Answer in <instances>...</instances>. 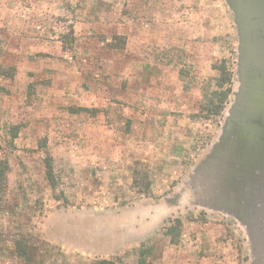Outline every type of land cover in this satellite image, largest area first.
I'll use <instances>...</instances> for the list:
<instances>
[{"label":"rangeland","instance_id":"374dc122","mask_svg":"<svg viewBox=\"0 0 264 264\" xmlns=\"http://www.w3.org/2000/svg\"><path fill=\"white\" fill-rule=\"evenodd\" d=\"M238 44L226 0H0V264H136L142 245L150 264H264V217L243 218L224 152ZM222 60L232 93L215 123ZM135 162L151 198L129 189Z\"/></svg>","mask_w":264,"mask_h":264},{"label":"water","instance_id":"95a60500","mask_svg":"<svg viewBox=\"0 0 264 264\" xmlns=\"http://www.w3.org/2000/svg\"><path fill=\"white\" fill-rule=\"evenodd\" d=\"M226 2L237 25L239 59L234 101L222 126L224 135L234 138L225 141L224 152L236 156V195L252 225L264 217V0Z\"/></svg>","mask_w":264,"mask_h":264},{"label":"trees","instance_id":"16d2710c","mask_svg":"<svg viewBox=\"0 0 264 264\" xmlns=\"http://www.w3.org/2000/svg\"><path fill=\"white\" fill-rule=\"evenodd\" d=\"M218 74V81L215 83L217 90L213 91L214 98L209 100V106L205 109L209 115L204 116L205 120L215 119L218 123V119L228 103L229 97L232 93V66H228L226 61L222 60L219 64L212 67ZM7 72L0 71V75L6 76ZM84 110V109H78ZM40 149L44 154L43 167L44 178L47 185L51 189L57 187V179L54 174L52 157L46 151L45 143H40ZM9 170L6 160L0 159V203L3 200L6 188H7V172ZM131 185L130 191L137 197H152V181L150 179L147 167H144L142 163L135 162L131 171ZM182 222L180 219H175L170 222L169 226L164 229V236L169 239V243L177 245L181 235ZM27 240H19L15 244L16 254L18 257L28 260L27 254ZM151 248L142 245L137 251L136 264H150L148 259L151 256ZM93 264H121V259H100L94 260Z\"/></svg>","mask_w":264,"mask_h":264},{"label":"flooded vegetation","instance_id":"af4514ba","mask_svg":"<svg viewBox=\"0 0 264 264\" xmlns=\"http://www.w3.org/2000/svg\"><path fill=\"white\" fill-rule=\"evenodd\" d=\"M261 212L263 213V209H261Z\"/></svg>","mask_w":264,"mask_h":264}]
</instances>
